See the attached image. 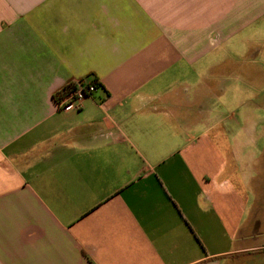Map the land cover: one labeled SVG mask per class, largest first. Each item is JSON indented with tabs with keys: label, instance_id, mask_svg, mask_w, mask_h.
<instances>
[{
	"label": "crops",
	"instance_id": "crops-1",
	"mask_svg": "<svg viewBox=\"0 0 264 264\" xmlns=\"http://www.w3.org/2000/svg\"><path fill=\"white\" fill-rule=\"evenodd\" d=\"M260 40L264 0H0V264H264Z\"/></svg>",
	"mask_w": 264,
	"mask_h": 264
},
{
	"label": "built area",
	"instance_id": "built-area-1",
	"mask_svg": "<svg viewBox=\"0 0 264 264\" xmlns=\"http://www.w3.org/2000/svg\"><path fill=\"white\" fill-rule=\"evenodd\" d=\"M74 83L76 86L75 90L58 101L60 108L69 109L72 106L79 107L80 103L84 99L92 96L97 89L95 84H89L84 81H76Z\"/></svg>",
	"mask_w": 264,
	"mask_h": 264
},
{
	"label": "rangeland",
	"instance_id": "rangeland-1",
	"mask_svg": "<svg viewBox=\"0 0 264 264\" xmlns=\"http://www.w3.org/2000/svg\"><path fill=\"white\" fill-rule=\"evenodd\" d=\"M260 44H264V40H260L259 42ZM261 93L264 94V90H260ZM261 103H262V98H261ZM257 105L258 104H254V103H250L249 101L247 103L244 104L243 106V112H246L250 109H253V110H257ZM259 107L258 110H257V114L259 116V119L263 122L264 124V105L263 103L262 104H259ZM230 124V121L228 122ZM228 144H230V142H228ZM259 204L261 206V209L258 211V219L261 221V222H264V196L262 198H260V201H259Z\"/></svg>",
	"mask_w": 264,
	"mask_h": 264
},
{
	"label": "trees",
	"instance_id": "trees-1",
	"mask_svg": "<svg viewBox=\"0 0 264 264\" xmlns=\"http://www.w3.org/2000/svg\"><path fill=\"white\" fill-rule=\"evenodd\" d=\"M97 87L99 86L97 82L94 83ZM76 86L75 83L70 84L67 86L65 89H63L59 94H58V99L61 100L64 97H66L68 94L73 92L75 90Z\"/></svg>",
	"mask_w": 264,
	"mask_h": 264
}]
</instances>
